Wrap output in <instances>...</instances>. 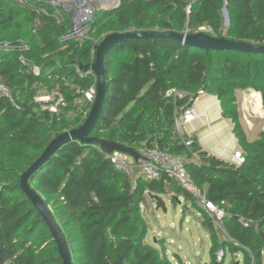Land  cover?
<instances>
[{"label":"trees","instance_id":"16d2710c","mask_svg":"<svg viewBox=\"0 0 264 264\" xmlns=\"http://www.w3.org/2000/svg\"><path fill=\"white\" fill-rule=\"evenodd\" d=\"M72 27V15L49 3L0 0V44L10 46L0 50V77L12 94L0 96V264H63L21 178L53 139L86 121L91 103L83 91L96 81L94 44L128 31L207 28L213 37L264 45V0H119L117 7L95 10L89 38L62 40ZM105 66L106 100L90 137L64 144L29 179L63 230L73 264H171L163 240L161 249L145 241L149 229L141 211L148 192L170 190L185 198L183 214L201 213L211 264L220 252V264L228 253L241 255L243 264H264V131L249 140L239 104L240 92H259L264 109V53L128 38L110 49ZM55 90L65 104L58 112L42 110L35 97ZM203 94L217 96L222 116L233 121L245 154L241 165L204 151L196 134L178 132L177 118ZM100 140L185 157L195 188L225 216L216 221L201 199L165 173L133 179L115 167Z\"/></svg>","mask_w":264,"mask_h":264},{"label":"water","instance_id":"95a60500","mask_svg":"<svg viewBox=\"0 0 264 264\" xmlns=\"http://www.w3.org/2000/svg\"><path fill=\"white\" fill-rule=\"evenodd\" d=\"M40 3H49L56 5V0H36ZM119 2V1H118ZM118 4V3H117ZM118 6V5H117ZM116 6V7H117ZM111 6L110 9L114 8ZM226 11V7L223 8ZM226 15V13H225ZM229 24V18L226 17ZM188 29L184 33H178L175 31H128L125 33H114L106 37L97 48L95 64L93 65L96 78H97V94L95 102L91 108L89 116L83 125L72 131H67L55 139H53L47 148L44 150L43 154L31 165L27 171L22 175L21 187L26 193L29 200L34 204V206L39 210L40 214L44 218L45 222L49 226L54 239L57 242L61 257L63 259V264H73L72 255L68 242L66 240L65 234L58 224L53 211L45 203L43 197L38 194L30 185V177L39 170L42 165H44L50 157L64 144L72 141H84L88 139L95 129L100 116L102 114L104 103L106 100L107 93V79H106V66L105 57L110 49L125 39H147V38H158V39H175L183 44H189L197 46L204 49H216V50H226L235 49L245 52H257L264 53V45L259 44H249V43H238L231 40H226L224 38L213 37L207 33H201L200 30L192 34H188ZM260 95L262 103V95ZM102 146L108 151H120L125 154L132 156H137V151L125 145L117 144L108 140H100ZM148 196L153 200L156 209H162L167 211L166 204L160 194H153L148 192Z\"/></svg>","mask_w":264,"mask_h":264},{"label":"built area","instance_id":"2783aa9c","mask_svg":"<svg viewBox=\"0 0 264 264\" xmlns=\"http://www.w3.org/2000/svg\"><path fill=\"white\" fill-rule=\"evenodd\" d=\"M20 2H24L26 0H19ZM56 7L64 8L66 12H69L73 18V27L69 32L66 38H88V35L91 31L90 22L93 18L95 7L93 2H89L87 0H56ZM189 8V7H188ZM59 10V9H57ZM44 13L48 14V12L43 9ZM59 13V11H57ZM9 48V45L0 44V50L3 48ZM28 47L19 46V50H26ZM20 60L24 65H27V61L23 54H20ZM33 70L36 73L40 72L38 67H34ZM82 67L78 65L77 71L82 72ZM89 73L92 70H88ZM95 73V71H94ZM48 77L50 79L53 78L52 73H48ZM95 83L90 86L87 90H84V99L91 103V107L89 110L85 112V116L88 117L91 111V108L95 102L96 94H97V78L95 74ZM73 86L72 88H74ZM255 95L256 92H253ZM253 95V94H252ZM0 96H6L12 99V94L6 84L3 82V79L0 77ZM13 101V100H12ZM35 101L40 104L41 109L49 112H58L60 106L65 104L64 96L61 92L55 90L51 92H43L35 97ZM79 102V100L77 101ZM253 103V102H252ZM247 103L244 109V115L246 112L248 116L252 117V114L258 115L262 117V115L258 114L255 110V104ZM261 109L263 105L261 103ZM252 108V110H251ZM264 112V110H262ZM197 113L193 106L187 108L182 112V114L176 120V126L179 129V133L184 135V130L182 129L187 123L192 122ZM264 116V115H263ZM264 119V117H262ZM180 127V128H179ZM191 141H187L186 145H190ZM131 156V155H130ZM129 154H125L120 151H112L109 155L112 163L119 170L124 171L127 175L131 176L133 179L139 176H143L145 179H158L161 174L165 173L168 177L176 180L182 186L187 188L190 193L194 196L201 199L204 208L210 213V215H214L216 221H220L225 216V211L210 201H206L204 195H200L199 191L195 188L193 181L190 177V174L187 172L185 168L186 158L180 155H173L167 152H161L151 148H142L137 151V156H133L135 162H131L128 160L130 157ZM245 161V154L241 148H238L234 151L231 162L236 165H241ZM223 257V252L219 253V257Z\"/></svg>","mask_w":264,"mask_h":264},{"label":"rangeland","instance_id":"374dc122","mask_svg":"<svg viewBox=\"0 0 264 264\" xmlns=\"http://www.w3.org/2000/svg\"><path fill=\"white\" fill-rule=\"evenodd\" d=\"M87 1L93 2V5L97 10L110 9L111 6L115 5L116 7L119 4L118 2L119 0H87ZM52 6L56 9H59L57 11H60V9L63 11V13L64 11H66L64 8H59L54 5ZM226 17L229 18L227 8L226 11L223 10L224 33H226L227 28L229 26ZM64 20L66 21V16L64 17V14L62 16V13L58 14V23L62 24ZM209 31L210 30L207 28L200 29L201 33L210 34ZM68 34L69 33L63 35L62 40L73 39V38H66ZM74 39L82 40L86 38L74 37ZM101 42L94 44V50L92 51V54L94 55L95 58H94V62L90 64L92 65V67L95 64L97 48L101 44ZM26 61H27L26 66L34 67L32 60L30 61L26 60ZM78 61H79V66L82 67L83 62L81 60ZM257 96L258 94L255 95L253 92H246L245 95H243L242 98L240 99L239 104L242 110V108L247 106L246 103L253 102L252 103L253 105L254 103H256L254 110L258 114L262 115V117H264L263 116L264 112L262 111L264 109L263 108L261 109L259 105V98ZM257 107H260V109H257ZM245 117L251 122V124L246 123V121L244 120V111H243V122L248 136L253 131H257L259 135L262 131H264V119H262V117H259L258 115H254V114H252V117H249L247 112ZM185 126L182 127V129L184 130V134H185ZM207 130L209 132V128H207ZM211 141L213 142L214 145H217V142L215 141L214 138H211ZM128 160H130L131 162H135V159L132 155L128 158ZM136 179L137 176L135 180ZM160 196L162 197V199L166 204V208H167L166 212L162 209H156L153 200L150 199L148 194H146L145 201L141 206L142 215L147 221L148 229H149L145 241L161 249V244L159 242L163 240L167 257L169 258L171 264H211V258H210L211 242L208 232L204 229V227L200 223L201 213L196 209L194 211L193 210L191 211L189 209L186 214H183L182 211H183V206L185 204V198L181 195H178L173 190H170L166 194H161ZM222 260L223 257L222 256L219 257L218 255L217 264L222 263ZM224 264H243V257L239 255V257L237 256V258H234L230 253H228L224 261Z\"/></svg>","mask_w":264,"mask_h":264},{"label":"crops","instance_id":"0c3cea01","mask_svg":"<svg viewBox=\"0 0 264 264\" xmlns=\"http://www.w3.org/2000/svg\"><path fill=\"white\" fill-rule=\"evenodd\" d=\"M239 95L241 99L245 93L240 92ZM193 107L195 108L197 115L192 122L185 126V133L189 135L196 134L204 151L225 161L231 162L234 151L241 147L234 133L233 121L230 118L222 116L220 100L217 96L203 94L195 100ZM244 109L242 108L243 111ZM244 120L246 123L251 124L245 115ZM207 128H209V132ZM258 136L259 133L253 131L248 138L249 140H254ZM211 138L215 139L217 145L213 144Z\"/></svg>","mask_w":264,"mask_h":264},{"label":"bare ground","instance_id":"6f19581e","mask_svg":"<svg viewBox=\"0 0 264 264\" xmlns=\"http://www.w3.org/2000/svg\"><path fill=\"white\" fill-rule=\"evenodd\" d=\"M257 109H260V107H257Z\"/></svg>","mask_w":264,"mask_h":264}]
</instances>
